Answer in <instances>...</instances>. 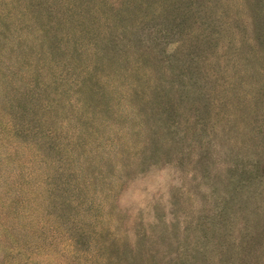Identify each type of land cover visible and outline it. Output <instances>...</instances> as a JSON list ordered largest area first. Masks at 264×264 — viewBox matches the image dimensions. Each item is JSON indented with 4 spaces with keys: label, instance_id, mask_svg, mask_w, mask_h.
Here are the masks:
<instances>
[{
    "label": "rangeland",
    "instance_id": "rangeland-1",
    "mask_svg": "<svg viewBox=\"0 0 264 264\" xmlns=\"http://www.w3.org/2000/svg\"><path fill=\"white\" fill-rule=\"evenodd\" d=\"M0 264H264V0H0Z\"/></svg>",
    "mask_w": 264,
    "mask_h": 264
}]
</instances>
